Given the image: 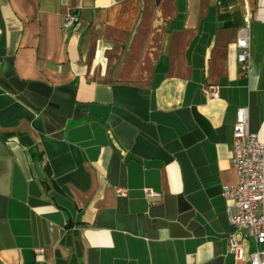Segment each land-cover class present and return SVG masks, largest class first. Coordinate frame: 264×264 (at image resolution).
<instances>
[{
	"label": "crops",
	"instance_id": "crops-1",
	"mask_svg": "<svg viewBox=\"0 0 264 264\" xmlns=\"http://www.w3.org/2000/svg\"><path fill=\"white\" fill-rule=\"evenodd\" d=\"M240 106L264 142V0H0V264H249Z\"/></svg>",
	"mask_w": 264,
	"mask_h": 264
},
{
	"label": "built area",
	"instance_id": "built-area-1",
	"mask_svg": "<svg viewBox=\"0 0 264 264\" xmlns=\"http://www.w3.org/2000/svg\"><path fill=\"white\" fill-rule=\"evenodd\" d=\"M79 21L76 12L63 18V27L70 29ZM238 63L244 74L250 71V34L245 32L237 40ZM202 91L207 98L220 97L219 86L206 84ZM232 163L238 175L236 185L225 186L223 195L231 204L227 211L234 231L228 238L229 250L237 259L245 256V246L241 239L250 244L249 264H264V142L249 129V109L240 106L236 111L234 138L232 143ZM122 195L128 189L119 188ZM151 193L150 191H148Z\"/></svg>",
	"mask_w": 264,
	"mask_h": 264
}]
</instances>
